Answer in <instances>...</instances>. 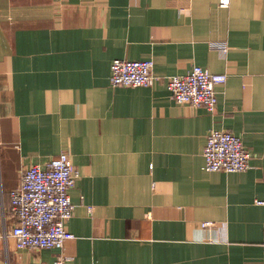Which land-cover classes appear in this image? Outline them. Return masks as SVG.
<instances>
[{"label": "crops", "instance_id": "0c3cea01", "mask_svg": "<svg viewBox=\"0 0 264 264\" xmlns=\"http://www.w3.org/2000/svg\"><path fill=\"white\" fill-rule=\"evenodd\" d=\"M115 58H151L157 80L111 85ZM193 65L227 75L213 112L167 89ZM212 129L241 138L248 169L203 168ZM62 151L67 264H264V0H0V264L60 251L16 247L8 193Z\"/></svg>", "mask_w": 264, "mask_h": 264}, {"label": "built area", "instance_id": "2783aa9c", "mask_svg": "<svg viewBox=\"0 0 264 264\" xmlns=\"http://www.w3.org/2000/svg\"><path fill=\"white\" fill-rule=\"evenodd\" d=\"M229 0H219L227 6ZM211 49L227 52L223 41H212ZM153 60L115 58L110 65V83L113 86H152L157 80L153 73ZM225 73H213L207 68L193 65L185 74L167 78V89L178 103L201 105L213 112L217 103L216 85L225 82ZM203 168L207 171L236 172L250 167V152L241 138L230 131L212 129L202 151ZM77 176L74 164L67 152H60L46 164H31L23 170L18 185L9 191L10 210L15 218L9 234L18 248H56L51 264H67L62 249L67 239L74 234L66 228L73 216L74 204L70 190ZM264 206V198L255 199ZM90 208V206H89ZM202 222V228L210 227ZM264 253V236L261 241Z\"/></svg>", "mask_w": 264, "mask_h": 264}]
</instances>
